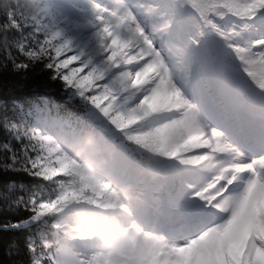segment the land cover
I'll return each instance as SVG.
<instances>
[{
  "label": "snow or ice",
  "instance_id": "6c2138e0",
  "mask_svg": "<svg viewBox=\"0 0 264 264\" xmlns=\"http://www.w3.org/2000/svg\"><path fill=\"white\" fill-rule=\"evenodd\" d=\"M3 9L13 70L42 66L67 93L64 104L82 109L40 96L10 127L19 151L3 145L10 168L43 182L13 201L29 217L11 227L39 232L26 243L30 264H57L58 214L73 201L138 219L136 264H264V0ZM85 133L97 153L87 159L73 154ZM79 264L112 261L84 250Z\"/></svg>",
  "mask_w": 264,
  "mask_h": 264
},
{
  "label": "trees",
  "instance_id": "16d2710c",
  "mask_svg": "<svg viewBox=\"0 0 264 264\" xmlns=\"http://www.w3.org/2000/svg\"><path fill=\"white\" fill-rule=\"evenodd\" d=\"M9 5L15 6L17 10H28L25 8L27 3L21 0H0V24L5 20L3 8ZM13 38H18L17 34L10 32L9 40ZM9 50L14 57L19 58L14 48ZM7 57L8 52L4 50L3 37L0 35V264H30L26 243L32 236V228H10L28 219L29 213L17 207L13 201L25 196L34 185L42 182L23 171L10 168L11 153L3 145L9 144L17 152L21 148L10 131L12 123L19 119L18 107L28 105L40 96L63 104L62 109L66 105L79 109V102L64 104L67 93L61 83L53 81L51 73L42 66L37 65L26 72H15Z\"/></svg>",
  "mask_w": 264,
  "mask_h": 264
},
{
  "label": "clouds",
  "instance_id": "9594fccd",
  "mask_svg": "<svg viewBox=\"0 0 264 264\" xmlns=\"http://www.w3.org/2000/svg\"><path fill=\"white\" fill-rule=\"evenodd\" d=\"M31 5L32 0H26ZM92 137L85 133L73 144L76 157L96 155L92 150ZM82 146L89 149L82 150ZM98 163H102L99 161ZM160 184L163 190L166 185L162 177H149ZM130 186L121 184L118 190L125 204L129 203ZM63 228L58 236L59 243L54 248L57 264H79L81 253L91 250L110 259L112 264H136V252L133 247L134 225L140 221L118 209H105L87 202H69L58 214Z\"/></svg>",
  "mask_w": 264,
  "mask_h": 264
},
{
  "label": "bare ground",
  "instance_id": "6f19581e",
  "mask_svg": "<svg viewBox=\"0 0 264 264\" xmlns=\"http://www.w3.org/2000/svg\"><path fill=\"white\" fill-rule=\"evenodd\" d=\"M20 122H21V119H18V121L13 122L12 125L13 124H19Z\"/></svg>",
  "mask_w": 264,
  "mask_h": 264
},
{
  "label": "rangeland",
  "instance_id": "374dc122",
  "mask_svg": "<svg viewBox=\"0 0 264 264\" xmlns=\"http://www.w3.org/2000/svg\"><path fill=\"white\" fill-rule=\"evenodd\" d=\"M28 226H30V225H28Z\"/></svg>",
  "mask_w": 264,
  "mask_h": 264
}]
</instances>
